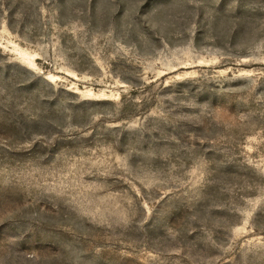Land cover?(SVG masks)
I'll return each mask as SVG.
<instances>
[{"label": "rangeland", "instance_id": "obj_1", "mask_svg": "<svg viewBox=\"0 0 264 264\" xmlns=\"http://www.w3.org/2000/svg\"><path fill=\"white\" fill-rule=\"evenodd\" d=\"M0 264H264V0H0Z\"/></svg>", "mask_w": 264, "mask_h": 264}]
</instances>
